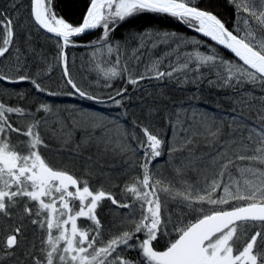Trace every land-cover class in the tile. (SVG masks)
I'll list each match as a JSON object with an SVG mask.
<instances>
[{"label":"snow or ice","instance_id":"snow-or-ice-1","mask_svg":"<svg viewBox=\"0 0 264 264\" xmlns=\"http://www.w3.org/2000/svg\"><path fill=\"white\" fill-rule=\"evenodd\" d=\"M229 3L238 18L232 30L198 0H90L79 25L58 16L53 0H30L29 22L55 40L53 59L63 66L66 89L60 92L45 87L53 65L34 48L27 54L37 69L29 70L15 21L0 12V59L12 61L0 63V84L27 82L34 89L0 88V264H264V0ZM141 13L173 18L212 43L168 31L138 32L123 42L113 36ZM96 29L101 34L91 42L74 40ZM69 46L90 49L86 78L100 92L74 80ZM161 46L165 50L154 57ZM118 79L133 91L144 80L194 88L164 109L171 135L156 130L161 109L155 101L142 103L143 115L128 119V88L112 91ZM205 81L228 94L202 98ZM34 94L79 97L123 111L113 117L29 102ZM200 103L216 112L201 111ZM49 141L74 167L81 162L82 175L48 161L41 149L51 150ZM201 144L210 151L198 152ZM109 157L128 175L121 199L103 184L115 167L105 165ZM105 201L115 206L107 226L98 214ZM26 221L38 235L21 256ZM161 239L162 250L156 247Z\"/></svg>","mask_w":264,"mask_h":264},{"label":"trees","instance_id":"trees-1","mask_svg":"<svg viewBox=\"0 0 264 264\" xmlns=\"http://www.w3.org/2000/svg\"><path fill=\"white\" fill-rule=\"evenodd\" d=\"M200 7L206 8L213 13H215L218 18H220L229 28L232 30L235 23L237 22V16L235 14V9L229 0H198ZM90 3V0H53V9L58 16L63 17L66 21L72 23L73 25H79L85 12ZM13 0H0V12L6 13L8 16L14 19V29L16 32V41L18 46L22 51L26 54L29 48H34L37 52L43 53V55L47 58L48 62L53 65L52 71L49 75L44 78L45 87L49 88L52 91L60 92L66 89L61 87L63 81V66L59 63L58 60L53 59L57 54V48L55 45V40L52 37L47 36L43 32H41L34 24L30 23V0H18L15 4V7H12ZM242 24V22H241ZM102 29H96L94 32L75 40L78 44H87L97 38L101 34ZM145 31H168V32H176L180 36L190 39L195 37L196 39L205 40L199 34L187 28L185 25L179 23L173 18L167 17L165 15L154 14V13H141L138 14L134 18H130L129 21L124 22L121 26H119L116 31L113 33V36L123 42L125 39L130 36H135L138 32ZM30 34L31 39L28 40V35ZM207 43V40H205ZM135 44V41H133ZM217 47V46H216ZM218 48V47H217ZM165 50L164 46H161L157 50L154 51L153 56L158 57ZM221 54L229 59H232L228 53L218 48ZM67 53V65L69 71L72 74L74 80L80 84L82 87L89 88L90 91L100 92L99 88H96L93 84L89 87L90 81L86 77H88L87 66L89 60L90 49L86 47H73L69 46L66 50ZM147 58H145V61ZM27 62L29 70L33 73L37 69V63L34 62V56L31 54H27ZM0 63L8 65L12 63L9 59H0ZM44 71H47L46 64H40ZM140 70H143V65H140ZM127 87L128 92L127 95L131 97L130 101H125V106L129 109L138 108L137 116H142V103L143 104H152L154 101L157 106L161 109V111L154 117V121L156 123V130L160 132L162 136L165 135L167 131L168 135H171V130L166 129L165 121H164V109L171 110L172 104L175 101H179L181 99H186L193 91L194 88L189 85L183 89L179 88L175 82H169L165 80L164 82H157L155 80H144L140 83V87L133 91L132 85H126L122 80H116L113 83L112 91L116 89ZM0 88H7L9 92L15 88L18 91H24L28 93H34V89L32 86L25 82L19 85H8V84H0ZM201 88V96L204 99H208L211 101L214 97L220 96L223 97L228 93L218 92L215 88L210 87L205 81L200 85ZM105 92L108 90H104ZM151 94V95H149ZM259 94V93H258ZM106 99V96H105ZM33 100H39L43 102L50 103L54 106L64 108L69 106H79L88 110H96L101 108H109L110 103L106 105L94 104L92 102L81 100L79 97H68L64 95L60 96H46L44 94H34V96L30 97L29 102ZM9 103H16L15 100L8 101ZM224 106L227 108L230 105L227 102L222 101ZM141 107V108H140ZM197 107L203 111L207 109L209 113L216 112V109L213 108L210 104L200 103ZM123 111V109H119ZM108 111V110H107ZM217 115H223L222 113H216ZM132 112L128 113V119L131 120ZM16 137L13 136V141L15 142ZM52 145V149L58 147L57 144L53 141H49ZM51 149V150H52ZM48 151V152H46ZM198 152H209L210 149L201 144L197 149ZM53 152V151H52ZM42 154L48 159V161L54 165L55 167H65L72 165L68 163L69 157L67 153L61 152L58 155L54 153L51 154L49 150L44 149ZM60 155V156H59ZM110 161L107 164L115 165L114 170L110 172L111 180L109 182L103 181L104 187L108 191H112L116 194L117 199H121L119 186L123 187V184L126 180H128V175L123 170V166L120 163V160L108 158ZM73 170H68L75 172L76 175H82V164L77 161L75 167L72 165ZM113 169V168H112ZM91 183L94 186H99L101 181L98 178H93ZM116 185V187H113ZM115 209V206L111 205L109 201H105L101 208L98 209L99 217L102 222L107 226L109 220L111 219L110 212ZM119 211H127V210H119ZM83 224L84 222L81 221ZM26 229H25V238L23 239L20 254L22 255L23 250L30 246V242L33 241L34 235H38L35 229V226L30 225L26 221ZM165 243V239H161L156 243V247L160 250L163 249ZM37 247L39 246V241L36 240ZM129 256H135L136 253L130 252ZM9 264H13L12 261H9Z\"/></svg>","mask_w":264,"mask_h":264},{"label":"rangeland","instance_id":"rangeland-1","mask_svg":"<svg viewBox=\"0 0 264 264\" xmlns=\"http://www.w3.org/2000/svg\"><path fill=\"white\" fill-rule=\"evenodd\" d=\"M48 36V35H47ZM50 37V36H49ZM84 37V36H83ZM206 40V39H205ZM209 42V41H208ZM232 57V56H231ZM141 108V107H140ZM136 109H138V108H131V109H129L128 110V113L130 114L131 112H132V115H131V118H133L134 116H137V113H138V111H136ZM108 110V111H107ZM90 111H95V112H103V113H105V114H108V115H110V116H113V117H116V116H118V113L120 112V110L119 109H116V108H113V107H109V108H101V109H96V110H90ZM137 131H139L138 129H137ZM41 151L43 152L44 151V149L42 148L41 149ZM53 151V152H52ZM46 152H48V151H46ZM49 152L51 153V154H55V155H57V153H56V148H55V150L54 149H52V150H49ZM61 153V152H60ZM60 156V155H59ZM113 159V158H112ZM105 162H107V163H109L110 161L108 160V158H106V160H105ZM70 170H73L74 171V169H73V167H72V165H70L69 166V164H68V166H67ZM113 170H114V168L113 169H111L110 170V172H111V175H112V172H113ZM106 182H109V180H105ZM120 186H119V190H120ZM22 256V255H21Z\"/></svg>","mask_w":264,"mask_h":264},{"label":"water","instance_id":"water-1","mask_svg":"<svg viewBox=\"0 0 264 264\" xmlns=\"http://www.w3.org/2000/svg\"><path fill=\"white\" fill-rule=\"evenodd\" d=\"M89 4H90V3H89ZM88 6H89V5H88ZM86 11H87V9H86ZM85 13H86V12H85ZM82 21H83V18H82V20H81L80 23H82ZM35 26H36L41 32H43L44 34H46V35H48V36H50V37L53 38L52 34L46 33L45 30L40 29L39 26H37V25H35ZM94 31H95V30H90V31L86 32L85 34H83L82 36L74 38V40L80 39V38H82L83 36H86V35H88V34L94 32ZM201 37H202V36H201ZM203 38H204V37H203ZM204 39L207 40V38H204ZM209 42L212 43L211 41H209ZM217 47L220 48L219 46H217ZM220 49H222L223 51H225L226 53H228L230 56H232V54H231L230 52H228L227 50H224L223 48H220ZM232 57H233V56H232Z\"/></svg>","mask_w":264,"mask_h":264}]
</instances>
